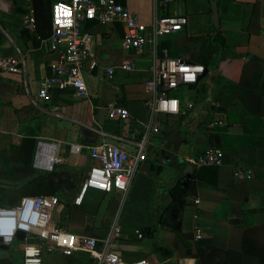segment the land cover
<instances>
[{"label": "crops", "instance_id": "crops-1", "mask_svg": "<svg viewBox=\"0 0 264 264\" xmlns=\"http://www.w3.org/2000/svg\"><path fill=\"white\" fill-rule=\"evenodd\" d=\"M57 1L60 0L52 1L51 19ZM214 1L219 7V28L213 21L211 0H174L166 5L156 4L155 0H117L146 23L156 13L187 16L188 24L183 31L160 39L159 56L164 51L170 55L168 46L163 47L162 43L169 46L176 43L179 48L188 46L190 51H181L178 56L181 58L199 52L208 39L217 37L220 44L214 51L215 65L207 68L208 75L198 85L181 86L173 91L186 113L161 116L164 128L161 133L150 135L146 164L141 166L128 194L95 191L103 197L100 201L97 198L94 205L86 200L89 191L83 204L76 206L77 189L71 203L62 202L57 213V218H62L68 212H77L83 227L71 232L101 238L108 235L116 222L122 236L113 239L110 247L128 261L264 264V0ZM26 12L25 0H0V58L18 57L23 66L20 73H0V202L14 191L21 200L30 196L23 190L26 183L48 173L34 166L40 139L55 141L57 154L64 160L53 171L77 174L81 182L82 174L94 163L88 148L74 154L71 143L92 145L108 140L131 151L150 119L145 81L151 76L154 50L151 43L138 55L123 46L125 28L121 22L86 23L85 30L95 36L91 60L98 63L94 70L87 67L84 73L89 96L81 98L73 89L55 90L48 101H43L38 96L41 81L50 73L49 63L56 54L50 52L46 40L51 34L42 36L38 30L25 31ZM128 61L135 62L133 73L118 69L116 77L108 79V67H120ZM189 104H193L191 109H187ZM114 105L128 108L130 118L124 122L109 119L107 110ZM231 110L237 113L227 130L216 127L210 132L233 136L231 144H226L227 162L221 166H196L191 174L196 176L193 189L183 208L180 202L170 205L172 184L181 177H191L183 174L184 168L192 157L211 145L207 124L219 111L227 124ZM258 111L260 119L255 118ZM252 116L253 121L248 122ZM220 142L216 134L214 143ZM166 165L169 170L161 175L167 170ZM101 200H109L108 205L102 206ZM122 200L127 204L130 200L136 202L119 210L117 202ZM114 207L115 212H120L119 219L114 215L110 218ZM100 216L102 219L98 220ZM198 227L203 230L199 240ZM143 228H149L152 234L143 232ZM137 229L144 233V238H138ZM10 248L0 250L10 252ZM67 259L54 252L45 264L95 262L82 252L74 255L71 263Z\"/></svg>", "mask_w": 264, "mask_h": 264}, {"label": "built area", "instance_id": "built-area-1", "mask_svg": "<svg viewBox=\"0 0 264 264\" xmlns=\"http://www.w3.org/2000/svg\"><path fill=\"white\" fill-rule=\"evenodd\" d=\"M35 0H25V29L37 32V16L34 7ZM174 0H155L156 4H168ZM106 25L121 22L125 28L122 40L128 51L136 54L144 53L145 47L151 43L154 47L151 76L145 81L147 93L146 105L150 111L149 123L142 131L141 139L135 143L134 150H128L117 142L103 140L92 145L71 143L70 150L80 154L88 148L93 161L82 174V180L74 198V204L81 206L90 190L103 193L119 191L127 195L141 166L148 158V146L151 134H159L165 121L161 117L183 115L181 99L176 97L174 90L181 86H194L208 74L206 67L182 58H174L164 51L158 55L160 39L183 31L188 24L185 15H154L149 23L130 8L117 0H60L52 7V33L46 39L50 52L56 58L49 63L50 73L42 81L38 96L48 101L55 90L73 89L77 96H89L84 73L87 67L94 70L98 63L91 60L94 51L95 36L85 30L88 22ZM21 59L15 56L0 58V73H20L23 71ZM118 69L133 73L135 62L128 61L120 67L111 66L106 69L109 80L116 77ZM217 106L218 105H214ZM189 104L187 109H191ZM111 120L127 121L130 111L123 105L110 106L107 110ZM224 124V116L219 111L206 126L213 132L216 127ZM64 162L57 154L55 141L40 139L37 143L34 166L41 171L51 172ZM191 163L197 167L221 166L224 163V152L216 146H207L191 158ZM250 176V175H248ZM198 202V201H197ZM62 205L58 195H30L24 197L15 206H0V237L9 247L20 241L23 264H45L47 252H58L71 258L79 252L87 253L94 264H151L147 259L128 261L111 250L113 239L122 236L121 227L115 222L111 231L104 238L76 234L62 226L57 213ZM25 233L24 240H19V232ZM138 238H144V233L137 229ZM203 237V230L196 229V239Z\"/></svg>", "mask_w": 264, "mask_h": 264}, {"label": "trees", "instance_id": "trees-1", "mask_svg": "<svg viewBox=\"0 0 264 264\" xmlns=\"http://www.w3.org/2000/svg\"><path fill=\"white\" fill-rule=\"evenodd\" d=\"M53 0H36L35 1V8H36V16H37V30L42 34V36H49L51 34L52 29V19H51V4ZM26 32L30 33L28 30L25 29ZM36 37V34L35 36ZM223 44V43H222ZM162 46H168L170 56L174 58H181L178 57L181 54V51H190V48L188 46H185L184 48H179L176 43L172 46L165 45L162 43ZM220 44L218 45V38L215 39H208L204 45L200 46V51L197 53H191L186 58H182L197 64H202L206 68L211 69L216 63V55H214V51L218 50ZM208 75V74H207ZM222 106V105H221ZM236 110H231L228 113L227 124H224L222 126L217 127V130H227L228 123L232 122V117L236 115ZM258 115L255 116V118L260 119V111L257 113ZM251 117L248 122L253 121L251 120L254 117ZM244 128L248 129L246 124H244ZM246 132V131H245ZM207 134L209 136L211 145L209 146H216L223 150L224 152V162H227L228 160V153H227V143H230V140L233 139L232 135H221L219 133H210L207 131ZM218 134V136L221 139V142L219 144L214 143L215 136ZM235 138L243 141L244 138L242 136H235ZM30 149L33 148L32 146H29ZM196 176L193 174L191 177L186 179L185 177L179 178L174 186L170 189V196L172 198L170 205H175L177 202L181 203V209L183 208L184 204L186 203V196L189 194L190 190L193 189V182L195 180ZM75 182L78 184L80 182V178L77 174H72L69 171H58L55 170L53 172H48L47 174H42L33 180L26 183V186L23 188L24 191L27 192V194L30 195H61L63 192H69L71 189L74 188ZM76 184V185H77ZM18 192L14 191L12 192L9 197H4V201L0 202V206H6L11 207L19 204L21 202V197L18 196ZM60 197V196H59ZM60 200L63 202V200L60 197ZM143 232L147 234H152V230L149 228H143ZM216 251L221 252V250L216 249ZM93 259L91 258L90 261ZM18 261L17 257H3L0 258V264H15ZM67 263L72 262V257L68 258L66 260Z\"/></svg>", "mask_w": 264, "mask_h": 264}, {"label": "rangeland", "instance_id": "rangeland-1", "mask_svg": "<svg viewBox=\"0 0 264 264\" xmlns=\"http://www.w3.org/2000/svg\"><path fill=\"white\" fill-rule=\"evenodd\" d=\"M158 118L161 121H164L159 115H158ZM152 158H153V156L150 157L149 162H151ZM155 162L158 163V161H155ZM145 164H146V162L143 163V165H145ZM65 169H67V167H65ZM166 169L167 170L165 171V173H161V175H163V174L165 175L166 172H168V170H169V166L168 165H166ZM76 184L77 183L75 182L73 190H70L69 192H63V194L59 195L64 203H71V201H72V199H73V197H74V195L76 193V190L80 186V183H78L77 185ZM102 197L103 196L100 193H97L95 191L92 192L90 190L89 194L87 195L86 200L88 202H91V203H93L95 205L97 203V201H96L97 198L100 201V198H102ZM125 202H126V200H122V201H118L117 202V205L120 203L119 204V210L122 209L121 207L123 205L125 207H128L131 203H135L136 201L134 200V202H133L132 200H130L128 202V204H127V202L126 203ZM108 203H109V200H103V201L101 200L100 204H102V206L106 207L108 205ZM137 204H138V202H137ZM119 213H120L119 211L115 212V207H114V213L111 215L110 218H112V216L114 215V218L119 219ZM127 214H128V210H127ZM129 214L131 215V213H129ZM100 219H102L101 216L98 218V220H100ZM98 220H96V221H98ZM61 222H62V226L65 229L69 230V231H78V230H80L83 227V221L81 220V216L75 211L73 212V214H71V212L70 213L68 212L66 216H63L61 218ZM19 243H20V241H17L15 243V245L11 246L10 252H8V251H3L2 252L0 250V258L6 257V256H8V257L9 256L10 257H17L18 261L15 264H22L23 263V259L21 257L22 255L20 254V246H19L20 244ZM52 254H53V252L52 253L47 252V254L45 255L46 258H44V261L46 260V262H48L49 261L48 260V256L52 255ZM85 254H87V253H85Z\"/></svg>", "mask_w": 264, "mask_h": 264}, {"label": "water", "instance_id": "water-1", "mask_svg": "<svg viewBox=\"0 0 264 264\" xmlns=\"http://www.w3.org/2000/svg\"><path fill=\"white\" fill-rule=\"evenodd\" d=\"M211 6H212V11H213V21H214V24L217 28H219L220 26V14H219V7H218V4L214 1V0H211ZM208 71V69H206V72ZM196 168V165H194L193 163H188L187 166L184 168L183 170V174H186L187 177H189L194 169ZM178 179L175 180V182L177 181ZM175 182L172 184L171 188L174 186ZM170 188V189H171ZM167 208V205H165L161 212H160V217H159V220H158V228L161 227V216L162 214L165 212ZM17 238L19 240H24L25 238V233L24 232H19L18 235H17ZM0 248L3 249V250H8L10 247L9 245L7 244H4L3 243V239L0 237Z\"/></svg>", "mask_w": 264, "mask_h": 264}]
</instances>
